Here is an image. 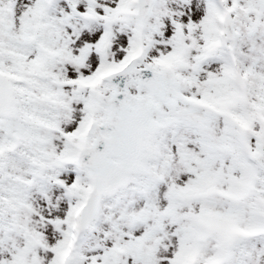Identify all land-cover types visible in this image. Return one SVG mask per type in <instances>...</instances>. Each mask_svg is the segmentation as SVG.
<instances>
[{
  "label": "snow or ice",
  "instance_id": "1",
  "mask_svg": "<svg viewBox=\"0 0 264 264\" xmlns=\"http://www.w3.org/2000/svg\"><path fill=\"white\" fill-rule=\"evenodd\" d=\"M0 264H264V0H0Z\"/></svg>",
  "mask_w": 264,
  "mask_h": 264
}]
</instances>
